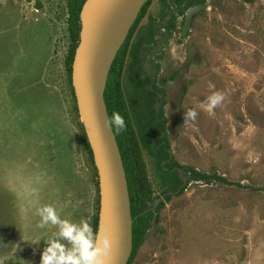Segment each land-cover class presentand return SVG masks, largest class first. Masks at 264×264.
<instances>
[{"label":"rangeland","instance_id":"1","mask_svg":"<svg viewBox=\"0 0 264 264\" xmlns=\"http://www.w3.org/2000/svg\"><path fill=\"white\" fill-rule=\"evenodd\" d=\"M188 1L149 0L125 59L136 51L140 77L160 89L153 109L162 110L169 156L226 183L175 167L184 188L152 212L129 264H264V0H204L181 36ZM66 19V0H0V264H39L56 229L37 227L38 207L91 226L98 211L67 78ZM209 82L228 93L212 115L201 107ZM120 89L135 131L125 70ZM188 108L199 115L183 124ZM140 153L154 210L163 185L154 157Z\"/></svg>","mask_w":264,"mask_h":264},{"label":"trees","instance_id":"2","mask_svg":"<svg viewBox=\"0 0 264 264\" xmlns=\"http://www.w3.org/2000/svg\"><path fill=\"white\" fill-rule=\"evenodd\" d=\"M203 1L189 0L185 8L195 3H202ZM83 2L84 0H66V22L70 44L66 52L65 66L69 83L71 82V60L78 42V13ZM148 2L149 0H145L142 3L121 43L116 48L106 72L103 90V100L107 117H111L113 112H119L124 117L126 124L125 130L122 132L116 133L112 130L125 173L130 216L132 218L131 252L126 264L131 262L135 252L142 243L146 230L150 227L152 212L159 210L163 205V201L167 200L171 194H180L182 192L184 186L177 175L175 167L185 169L194 180H202L205 183H209L210 180L215 179L221 183H226L222 177L208 175L190 166L180 165L169 156L167 152L168 144L163 132L164 129L161 120L162 110L159 109L158 112H155L153 109L155 95L160 89L149 80L148 76L140 77L141 66L136 51L130 50L128 60L126 61L125 59L126 45L131 31L141 17ZM180 2L181 0H178L177 3ZM168 27H173L171 21H169ZM124 70L132 88L130 107L137 125L135 131L131 125L120 89V78ZM147 86L152 87V89H148ZM71 92L73 93L72 88ZM81 138L92 161L91 150L84 132L81 133ZM141 148L145 149L149 155L154 157V162L158 169V176L163 185L161 191L164 195L161 200H157L154 210L150 209V205H146V202L151 199L149 184L146 180L144 164L140 153ZM96 224L97 214L92 218V227L94 230L96 229Z\"/></svg>","mask_w":264,"mask_h":264},{"label":"water","instance_id":"3","mask_svg":"<svg viewBox=\"0 0 264 264\" xmlns=\"http://www.w3.org/2000/svg\"><path fill=\"white\" fill-rule=\"evenodd\" d=\"M110 1L84 0L82 3L78 13V42L71 60L70 80L80 122L96 169L98 184L96 229L105 223L110 224L115 240L114 264H126L131 252L132 218L118 147L112 130L105 125L107 113L103 100L106 72L114 53L103 70L98 66L96 47L98 18ZM144 1L137 2L136 13ZM202 9L204 3H196L184 11L180 25L181 36L186 35L192 16Z\"/></svg>","mask_w":264,"mask_h":264},{"label":"clouds","instance_id":"4","mask_svg":"<svg viewBox=\"0 0 264 264\" xmlns=\"http://www.w3.org/2000/svg\"><path fill=\"white\" fill-rule=\"evenodd\" d=\"M208 87L212 91L201 107L212 115L224 105L228 93L216 90L212 82L208 83ZM198 115L196 109L188 108L184 113L183 124L194 123ZM105 125L116 133L126 128L124 117L119 112H113L111 117H107ZM35 215L40 218L37 227L43 229L51 225L56 229L51 237L44 240L46 247L43 248L39 264H114L115 240L109 223L94 230L87 219L73 222L61 218L51 204L38 207Z\"/></svg>","mask_w":264,"mask_h":264},{"label":"bare ground","instance_id":"5","mask_svg":"<svg viewBox=\"0 0 264 264\" xmlns=\"http://www.w3.org/2000/svg\"><path fill=\"white\" fill-rule=\"evenodd\" d=\"M138 1L140 0H111L100 14L96 47L98 66L103 70L133 20Z\"/></svg>","mask_w":264,"mask_h":264},{"label":"flooded vegetation","instance_id":"6","mask_svg":"<svg viewBox=\"0 0 264 264\" xmlns=\"http://www.w3.org/2000/svg\"><path fill=\"white\" fill-rule=\"evenodd\" d=\"M203 3V2H202ZM196 4V3H195ZM194 5V4H193ZM181 25V24H180ZM180 28V27H179Z\"/></svg>","mask_w":264,"mask_h":264}]
</instances>
